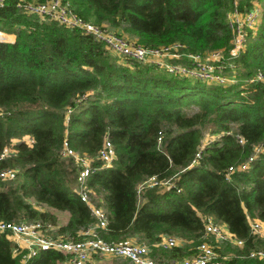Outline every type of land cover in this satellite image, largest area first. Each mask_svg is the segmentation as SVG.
<instances>
[{"label": "trees", "instance_id": "1", "mask_svg": "<svg viewBox=\"0 0 264 264\" xmlns=\"http://www.w3.org/2000/svg\"><path fill=\"white\" fill-rule=\"evenodd\" d=\"M19 1L0 5V169L17 167L21 176L9 189L0 186V219L41 220L51 224V236H77L95 217L80 196L75 159L61 153L63 140L94 156L109 134L116 157L109 165L96 159L101 167L87 180L108 213L103 238L138 236L164 261L195 255L207 239L222 264H264V257L250 255L264 248V232L251 230V219L264 222V151L248 169L225 178L230 164L264 143V82L248 81L264 72V0H69L83 18L108 23L147 47L180 42L184 52L222 48L227 56L229 13L260 2L261 19L234 59L238 81L225 84L115 54L80 28L24 11ZM6 32L15 39L1 40L13 37ZM205 127L213 135L203 141ZM7 147L15 152L1 157ZM151 175L173 183L147 187L140 196L139 183ZM56 211L68 213L66 222L59 223ZM203 215L225 223L244 244L206 236ZM166 235L185 243L157 245ZM15 247L11 233L0 231V264H62L66 258L41 249L23 261L25 250ZM120 258L89 264H132Z\"/></svg>", "mask_w": 264, "mask_h": 264}, {"label": "built area", "instance_id": "2", "mask_svg": "<svg viewBox=\"0 0 264 264\" xmlns=\"http://www.w3.org/2000/svg\"><path fill=\"white\" fill-rule=\"evenodd\" d=\"M5 1L0 0V5H4ZM237 3L238 1L236 0L235 4ZM18 5L28 13L56 20L68 27L82 29L95 39L103 41L115 54L137 61L155 63L158 66L165 67L174 74L192 75L203 80L217 81L223 84L238 81V63L234 59L245 48L249 30L256 27L262 13V5L258 1H254V4L245 11H241L236 7L229 13L228 17L233 29V40L229 49V56H227L222 48L207 53L184 52L182 51L183 45L180 42L156 48L147 47L137 40L129 39L123 34L115 32L105 23L100 24L83 18L73 10L69 0H21ZM8 34L13 35V37L3 40L15 39L14 33ZM172 58H180L183 61H170ZM184 60H187V62H184ZM248 81L264 82V72L257 71L248 78ZM71 111L72 107H67V122L70 119ZM163 137V130H160L158 136L159 144H162ZM238 138L241 143H245V138L242 135L238 134ZM254 150V153L245 160L240 163L230 164L227 167L225 172L227 180H232L234 173L237 171L248 169L259 153L264 151V143L254 144ZM13 152H15V149L7 147L1 157L8 156ZM61 153L63 156L75 159L79 167V179L81 181L78 190L82 200L90 204L95 221L81 228L77 236H51L49 233L51 224L44 223L41 220L17 221L0 219V231L9 232L25 242L26 249L23 261L37 255L41 249H56L66 255L62 264H89L92 261L102 260L109 255L128 258L132 264H222L218 259L216 244L207 239L201 241L198 245V252L195 255L164 261L153 254L151 245L145 241L110 242L103 238L100 229L107 226L108 213L102 205L91 201V190L87 180L95 170L101 167L94 164L96 159L101 160L103 165L112 163L116 157L115 144L110 135L107 134L102 146L96 155L93 156L76 150L69 139L65 137ZM200 155L201 151L197 153V156ZM18 172L19 169L17 167L2 168L0 169V179L16 178ZM172 183L173 180L170 178L160 180L157 175H151L139 183L138 193L141 196L147 187L169 186ZM203 220L206 227V236L214 235L217 241L230 239L238 245L244 244V239L235 236L225 223H218L213 215H203ZM251 230L253 233L262 234L264 232V222L260 219H251ZM184 243L185 239L181 236L166 235L156 244L163 247H172L183 245ZM21 250L19 247H15L16 252ZM250 255L264 257V248H255L251 250Z\"/></svg>", "mask_w": 264, "mask_h": 264}, {"label": "rangeland", "instance_id": "3", "mask_svg": "<svg viewBox=\"0 0 264 264\" xmlns=\"http://www.w3.org/2000/svg\"><path fill=\"white\" fill-rule=\"evenodd\" d=\"M261 4V3H260ZM106 25H108L109 27H111L108 23H105ZM112 28V27H111ZM121 34H123L124 36H126V37H128L129 39H132V40H137L136 38H135V36H133V35H129V34H127V33H124V32H122ZM249 36V34L247 35V37ZM248 39V38H247ZM246 46V45H245ZM239 65V64H238ZM228 72H230V71H228ZM213 135V133H212V128H210V127H205L204 128V134H203V141H206L207 139H209V137L210 136H212ZM65 157H67V156H65ZM19 170H20V168H19ZM20 179H21V176L19 175V173H18V175H17V177L16 178H13V179H5V180H3L1 183H0V186L1 187H4V188H8L9 189V187L11 186V185H15L18 181H20ZM173 180V179H172ZM90 199H91V201L92 202H94L95 204H99L100 205V198H101V196L97 193V192H94L93 191V193H90ZM57 212V214L59 215V223L61 224V223H64V222H66V220H67V217H68V213H66V212H63V211H56ZM218 223H220V224H222V222L221 221H217ZM55 229V226H54V228H52L51 229V233H53L54 234V230ZM211 236V235H210ZM131 240H137V241H139V240H141L138 236H136V237H134L133 239H131ZM115 259H123V258H120V257H118V256H113V255H111V256H109V257H104L103 259H102V261H112V260H115Z\"/></svg>", "mask_w": 264, "mask_h": 264}, {"label": "crops", "instance_id": "4", "mask_svg": "<svg viewBox=\"0 0 264 264\" xmlns=\"http://www.w3.org/2000/svg\"><path fill=\"white\" fill-rule=\"evenodd\" d=\"M136 38V37H135ZM170 61H175V62H177V61H183L182 59H180V58H176V59H174V58H172ZM141 201V200H140ZM12 235V234H11ZM12 237H13V239H14V241H15V243H16V246L17 247H19V249H22V250H25L26 248H25V242L22 240V239H20V238H18L17 236H14V235H12ZM134 238V237H133ZM132 238V239H133ZM133 241H135V240H133ZM137 241V240H136ZM109 256H111V255H109ZM109 256H107V257H109ZM97 261H102V260H97ZM92 262H96V261H92Z\"/></svg>", "mask_w": 264, "mask_h": 264}, {"label": "water", "instance_id": "5", "mask_svg": "<svg viewBox=\"0 0 264 264\" xmlns=\"http://www.w3.org/2000/svg\"><path fill=\"white\" fill-rule=\"evenodd\" d=\"M3 40V39H2Z\"/></svg>", "mask_w": 264, "mask_h": 264}]
</instances>
